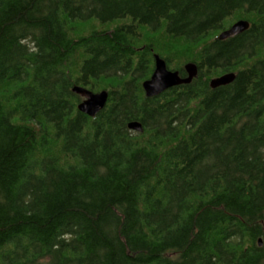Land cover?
Masks as SVG:
<instances>
[{"label":"trees","instance_id":"1","mask_svg":"<svg viewBox=\"0 0 264 264\" xmlns=\"http://www.w3.org/2000/svg\"><path fill=\"white\" fill-rule=\"evenodd\" d=\"M0 264H264V0H0Z\"/></svg>","mask_w":264,"mask_h":264},{"label":"water","instance_id":"2","mask_svg":"<svg viewBox=\"0 0 264 264\" xmlns=\"http://www.w3.org/2000/svg\"><path fill=\"white\" fill-rule=\"evenodd\" d=\"M250 23L246 20H239L234 23L229 29L223 31L218 39L227 40L238 37L248 31ZM155 69L150 79L143 82V90L148 99L161 96L168 90L183 85H189L198 75V67L189 63L185 66L187 77L182 78L179 72L171 71L164 59L159 55H154ZM236 79L235 73H226L221 76L211 79L210 86L212 89L228 86ZM73 93L79 96L82 101L78 104V111L89 118H95L107 106L110 93L106 90L100 92L91 91L82 86H74ZM129 129L142 133L144 131L140 122H132L129 124ZM261 245V241L259 242Z\"/></svg>","mask_w":264,"mask_h":264},{"label":"bare ground","instance_id":"3","mask_svg":"<svg viewBox=\"0 0 264 264\" xmlns=\"http://www.w3.org/2000/svg\"><path fill=\"white\" fill-rule=\"evenodd\" d=\"M144 129V128H143ZM144 132V131H143Z\"/></svg>","mask_w":264,"mask_h":264}]
</instances>
